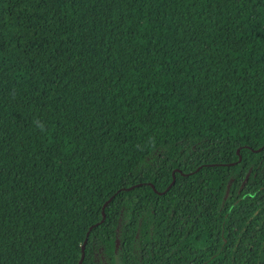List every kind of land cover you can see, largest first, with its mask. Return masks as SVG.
<instances>
[{
    "label": "trees",
    "instance_id": "obj_1",
    "mask_svg": "<svg viewBox=\"0 0 264 264\" xmlns=\"http://www.w3.org/2000/svg\"><path fill=\"white\" fill-rule=\"evenodd\" d=\"M0 264H264V0H0Z\"/></svg>",
    "mask_w": 264,
    "mask_h": 264
},
{
    "label": "water",
    "instance_id": "obj_2",
    "mask_svg": "<svg viewBox=\"0 0 264 264\" xmlns=\"http://www.w3.org/2000/svg\"><path fill=\"white\" fill-rule=\"evenodd\" d=\"M84 247V245H82V248Z\"/></svg>",
    "mask_w": 264,
    "mask_h": 264
}]
</instances>
